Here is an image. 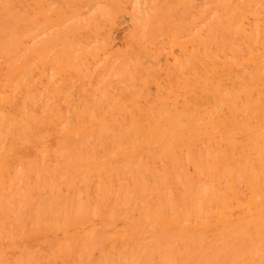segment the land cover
<instances>
[{
	"label": "bare ground",
	"instance_id": "1",
	"mask_svg": "<svg viewBox=\"0 0 264 264\" xmlns=\"http://www.w3.org/2000/svg\"><path fill=\"white\" fill-rule=\"evenodd\" d=\"M0 203V264H264V0H0Z\"/></svg>",
	"mask_w": 264,
	"mask_h": 264
},
{
	"label": "rangeland",
	"instance_id": "2",
	"mask_svg": "<svg viewBox=\"0 0 264 264\" xmlns=\"http://www.w3.org/2000/svg\"><path fill=\"white\" fill-rule=\"evenodd\" d=\"M65 166V165H64ZM25 172H26V170H24ZM24 173V172H23ZM22 173V175H21V177L22 176H24V174ZM29 173V172H28ZM26 174H27V172H26ZM30 174L32 175L31 177H30ZM37 176V172L35 171L34 173L32 172V173H29V176H28V179H29V177L31 178V179H29V180H32V178L33 179H35V177ZM27 179V178H26ZM27 179V180H28ZM24 181H26V180H23V181H21V182H24ZM15 193H17V195H15ZM14 194L13 193H11L9 196H8V198H6L5 199V207L7 208L6 209V213L8 214V213H10L11 212V210H13V212H14V216L16 217V219L18 220V222H19V226H23V227H26L27 229L29 228V227H31V224L33 225L34 224V226H35V228H38L39 227V225H42L43 224V226H45L46 225V227H54L56 224H57V222H58V224L59 223H61V219H60V221H58L59 219H58V213L56 212V209H57V206L55 205L56 203L55 202H53V201H55L54 199H52V200H50V201H47V204L49 205H46L45 207H39V208H33V209H29V206L28 205H26V206H24V205H22L23 203H25L24 202V200H23V192H21V193H19V191H17V192H15ZM18 193L20 194V195H18ZM12 194H13V196H12ZM16 197V198H15ZM20 197V198H19ZM22 199V200H21ZM13 200V201H12ZM16 200V201H15ZM21 200V201H20ZM10 202H14V204L12 205L13 206V208H12V206L10 207L9 206V203ZM21 202H22V204H21ZM8 203V204H7ZM1 204V203H0ZM72 205H73V203H72ZM71 204H70V206L71 207H74V205L72 206ZM76 206H77V204H75ZM69 205L68 206H66L67 208L68 207H70ZM2 206H0V209H1V211L0 212H4V210H2V208H1ZM22 207H24L23 209H24V211L22 210ZM26 207H28V208H26ZM56 207V208H55ZM70 207V208H71ZM10 208H12V209H10ZM74 208H76V207H74ZM73 208V209H74ZM27 209V210H26ZM43 209V210H42ZM50 209H51V211H50ZM55 209V210H54ZM15 210V211H14ZM29 210V211H28ZM33 210V211H32ZM21 211H23V212H21ZM19 212V213H18ZM29 212H31V213H29ZM48 212H50V213H48ZM18 213V214H17ZM22 215H21V214ZM29 213V214H28ZM19 215H20V217H19ZM46 215H48V216H46ZM38 216V217H37ZM53 216V217H52ZM55 216V217H54ZM13 217V216H12ZM55 218V219H54ZM31 219V220H30ZM37 219H39V220H37ZM50 220V221H48V220ZM30 220V221H29ZM47 221V222H45V221ZM55 220H57L56 222H53V221H55ZM22 221V222H21ZM32 221V222H31ZM31 222V223H30ZM30 223V224H29ZM44 223H45V225H44ZM47 223V224H46ZM51 223V224H50ZM55 225H54V224ZM26 224H27V226H26ZM30 225V226H29ZM51 225V226H50ZM20 227V228H21ZM25 228V229H26ZM154 241H156V242H154ZM147 242V241H146ZM145 242V244H144V246H146V250H149V251H152V253L155 251L156 252V249H158L159 248V250H157V253L156 254H160V252L162 253L164 250H165V246H163V247H160V245H159V241H157V240H153V241H150L151 243H146ZM158 242V243H157ZM144 243V242H143ZM143 243H140L139 245H135V247L133 246V247H131V248H129L128 250H126V253L128 252V254H127V256L129 255V257L131 256V255H133V253L136 251V252H139L140 251V248L143 246L142 244ZM156 243H157V245H156ZM149 245H155L154 247H151V246H149ZM152 249H151V248ZM134 248H136V249H134ZM163 248H164V250H163ZM212 248H215V247H212ZM217 248V249H216ZM215 249L216 250H219V249H221V247H216ZM214 249V252L216 251ZM125 252V251H124ZM154 252V253H155ZM213 252V253H214ZM153 255H155V254H153ZM210 256H212V254H209ZM209 255L207 256V257H209ZM126 256V255H125ZM233 257V256H232ZM131 258L132 259H134L133 257H130V261H131ZM205 258H206V256H205ZM22 259V258H21ZM124 259H125V257H124ZM124 259H118V261L116 262V263H121V264H127V262L126 261H128L129 259L128 258H126V259H128V260H124ZM18 261H19V259H18ZM123 261V262H122ZM125 261V262H124ZM16 262V263H15ZM14 262V264H33L32 263V261H26V260H21V262L19 261V262H17V261H15ZM215 262V261H214ZM213 261H212V264H219V262H221V260L217 263V262H215L214 263ZM112 264L114 263V262H111ZM108 264V263H107ZM115 264V263H114ZM195 264H198V263H195ZM232 264V263H231Z\"/></svg>",
	"mask_w": 264,
	"mask_h": 264
}]
</instances>
